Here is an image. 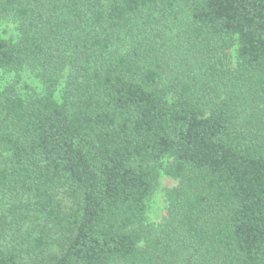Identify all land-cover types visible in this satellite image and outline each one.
<instances>
[{"label": "trees", "instance_id": "obj_1", "mask_svg": "<svg viewBox=\"0 0 264 264\" xmlns=\"http://www.w3.org/2000/svg\"><path fill=\"white\" fill-rule=\"evenodd\" d=\"M4 22L0 264H264V0H0Z\"/></svg>", "mask_w": 264, "mask_h": 264}, {"label": "rangeland", "instance_id": "obj_2", "mask_svg": "<svg viewBox=\"0 0 264 264\" xmlns=\"http://www.w3.org/2000/svg\"><path fill=\"white\" fill-rule=\"evenodd\" d=\"M0 34L3 37H10L16 34L15 25L12 22H4L0 27ZM237 51L236 47L230 50L231 60H236ZM10 83H15L18 90L23 94L34 91L40 93L42 91V84L33 75L27 72L16 75L14 72H7L2 76L1 85L5 87ZM178 180L168 176L165 173H161L158 181V185L148 200V222L153 225H158L164 215L167 213L168 201L166 198V188L177 185Z\"/></svg>", "mask_w": 264, "mask_h": 264}]
</instances>
